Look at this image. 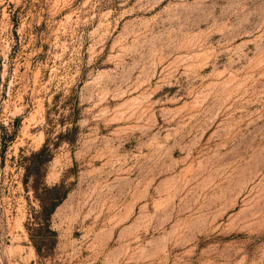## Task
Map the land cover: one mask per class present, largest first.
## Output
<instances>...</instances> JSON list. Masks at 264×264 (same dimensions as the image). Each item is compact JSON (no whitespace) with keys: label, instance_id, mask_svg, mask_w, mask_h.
<instances>
[{"label":"rangeland","instance_id":"374dc122","mask_svg":"<svg viewBox=\"0 0 264 264\" xmlns=\"http://www.w3.org/2000/svg\"><path fill=\"white\" fill-rule=\"evenodd\" d=\"M0 264H264V0H0Z\"/></svg>","mask_w":264,"mask_h":264},{"label":"trees","instance_id":"16d2710c","mask_svg":"<svg viewBox=\"0 0 264 264\" xmlns=\"http://www.w3.org/2000/svg\"><path fill=\"white\" fill-rule=\"evenodd\" d=\"M60 136H61V135H60ZM49 150H50V149H48V145H47V143H46V139H45L44 142L42 143V145L39 147V149H38L37 151L33 152L32 155H39V154H41V153H43V152H45V151H46V153L49 155ZM58 187H59V186H57V185H52V186L49 188V190L54 191V190H57ZM53 205H54V203H51V204H50V206H49V208L47 209V212H46V214H45L44 216H47V215L49 214V211L51 210V208L53 207Z\"/></svg>","mask_w":264,"mask_h":264}]
</instances>
